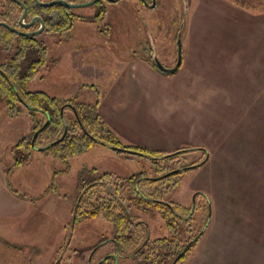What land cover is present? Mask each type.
<instances>
[{
	"label": "rangeland",
	"instance_id": "374dc122",
	"mask_svg": "<svg viewBox=\"0 0 264 264\" xmlns=\"http://www.w3.org/2000/svg\"><path fill=\"white\" fill-rule=\"evenodd\" d=\"M103 5L106 12L102 20L92 21L89 16L98 5L73 8L86 18L76 19L68 31L44 36L46 65L28 89L43 90L60 99L93 102L95 88L108 106L117 99L134 102L135 96L127 92L142 85L127 68L119 71L117 60L147 58L141 47L152 33L158 46H166V64L174 66L184 7L182 40L203 45L198 50L207 55L208 62L202 74L205 87L213 92L197 96L196 83L189 82L193 94L180 97L171 113V135L180 131L181 140L173 141L181 144L156 146H201L208 157L183 174L179 186L166 197L190 206L196 192L207 196L209 211L200 243L215 252L214 260L220 264H264V0H157L151 9L137 0ZM84 46L97 47L84 52ZM135 120L145 123L138 115ZM31 127L32 117L26 108L11 116L0 102V264H95L112 252L113 229L101 216L83 219L71 229L79 171L96 167L120 176L141 170L152 174L150 161L140 155L126 157L96 143L95 149L71 158L69 170L60 173L64 163L32 149L28 164L9 171L14 192L6 182V171L14 161L10 148ZM123 136L118 132L126 145L130 142L125 140L133 139ZM200 156L199 151L190 153L175 164L188 165ZM197 205L189 233L196 232L205 219L203 196L197 197ZM131 211L145 221L152 238L168 235L159 215L151 218L139 209ZM117 264L134 262L119 257Z\"/></svg>",
	"mask_w": 264,
	"mask_h": 264
},
{
	"label": "trees",
	"instance_id": "16d2710c",
	"mask_svg": "<svg viewBox=\"0 0 264 264\" xmlns=\"http://www.w3.org/2000/svg\"><path fill=\"white\" fill-rule=\"evenodd\" d=\"M67 1L79 3L88 0ZM19 2L27 8L26 22L34 16H40L45 27L39 34L24 35L0 24V102L5 103L6 111L11 116L18 115L24 107L32 117V127L28 134L10 148L14 161L6 171L9 188L15 192L10 186L9 171L31 161L29 151L36 150L31 144L32 136L46 122L34 140L35 147H44L59 140L66 127L61 140L42 150L64 163L65 168L60 173L69 170V160L72 157L88 151L96 143L128 149L131 152L117 151L125 153L126 157H146L153 173L141 170L128 176H120L95 167L81 169L75 184L70 227L72 229L81 220L97 216L112 225L111 240L114 248L95 264H117L119 257L130 258L134 264L181 263L196 247L206 223L209 200L205 194L196 192L194 202L185 206L166 196L179 185L183 174L204 163L208 157L206 149L201 146H180L166 151L123 144L102 120L98 111L99 93L95 88L94 102L76 101L74 98L60 99L43 90L28 89L29 82L46 65L48 49L44 36L68 31L76 19H85L86 16L75 14L72 8L61 3L41 6L35 0H0V21L23 32L37 29L39 23L30 27L19 25L18 20L23 12V6ZM96 18L97 15L90 17L92 21ZM70 37L66 36L68 39ZM65 112H69L71 116H67ZM36 114L40 118H35ZM197 151L201 153L198 160L188 165L175 164L179 157ZM166 162L174 165L165 166ZM198 196H203L206 200V215L196 232L189 233L194 221V211L199 208ZM132 208L143 211L151 218L159 215L168 235L152 238L148 225L132 215Z\"/></svg>",
	"mask_w": 264,
	"mask_h": 264
},
{
	"label": "crops",
	"instance_id": "0c3cea01",
	"mask_svg": "<svg viewBox=\"0 0 264 264\" xmlns=\"http://www.w3.org/2000/svg\"><path fill=\"white\" fill-rule=\"evenodd\" d=\"M97 32L98 30H96V33ZM200 46L203 45H199L194 41L183 42L182 40L181 64L178 71L174 74H164L159 72L153 66L151 61L143 56L117 60L116 67L118 70L123 71L127 68V71L134 74L137 84L139 83L142 85L137 91L132 90L133 92H127L129 95L135 96L133 97L136 98L134 102L130 101V99L126 101L123 100V102L117 99L114 102L115 104L108 106L99 93V114L102 120L117 137L118 132L119 134L121 132L124 135L123 138H133L132 140H125L127 143L130 142L127 145H138L150 149L170 151L180 147L166 148L156 145L172 143L181 144L179 141H173L181 140L179 138L180 131L177 130L175 136L171 135V113L174 111L172 106L181 101L180 97L193 94L188 88L189 82L196 83L195 89L197 93L195 95L202 97L212 95L213 91H210L205 87L204 83V64H207L206 62L208 61L206 59L207 55H203L201 51L198 50L201 49ZM96 47L97 46H84L82 48H84V52H88L89 48ZM87 65L92 66L96 64L89 63ZM200 83L204 84L201 85ZM174 84L176 87H172ZM137 98H140V103H138ZM108 107H111L112 109H109ZM122 113H124V116H121ZM134 114L138 115L139 118L143 117L145 123L143 125L138 124L137 120H135L136 115ZM95 145L96 144H94L89 150L95 149V147H97ZM217 255L220 257L222 253L217 252ZM214 256H216V254L210 248L201 246L199 238L193 252L179 264H220V261L213 259Z\"/></svg>",
	"mask_w": 264,
	"mask_h": 264
},
{
	"label": "water",
	"instance_id": "95a60500",
	"mask_svg": "<svg viewBox=\"0 0 264 264\" xmlns=\"http://www.w3.org/2000/svg\"><path fill=\"white\" fill-rule=\"evenodd\" d=\"M18 1V0H16ZM37 4L41 5V6H52L53 4H56V3H61V4H64L65 6L69 7V8H79V7H85V6H89V5H93L95 4L98 0H89V1H86V2H80V3H72V2H68L67 0H51V1H47V2H42L40 0H35ZM109 1H113V0H109ZM154 2L155 0H153V5H154ZM20 3V2H19ZM22 6H23V12L22 14L20 15L19 17V25L21 26H24V27H30L32 26L34 23H39V27L35 30H32V31H28V32H23V31H20L4 22H1L0 21V24L5 26L6 28H8L9 30L13 31V32H16L18 34H24V35H36V34H39L40 32H42V30L44 29V22L43 20L41 19L40 16H34L29 22H26L25 21V16H26V13H27V8L22 4L20 3ZM184 10L185 8L183 7V10H182V16H181V22H180V29H179V32H178V35H177V39H176V51H177V59H176V63L174 64V66L172 67H166L164 66L158 59L154 58L153 59V65L156 67V69L161 72V73H164V74H174L177 72V70L179 69V66L181 64V45H182V30H183V27H184V23H185V14H184ZM47 124V122L42 126L40 127L38 130H36L32 136V140H31V144L32 146L38 150V151H42V150H45L47 149L48 147L52 146L53 144L57 143L59 140H61L65 133H66V127L64 129V133L62 135V137L59 139V140H56L54 142H51L50 144L44 146V147H35L34 145V140L38 134V132L45 127V125ZM107 147H110V148H113L115 150H123V151H130L128 149H125V148H122V147H117V146H111V145H105ZM131 152V151H130Z\"/></svg>",
	"mask_w": 264,
	"mask_h": 264
},
{
	"label": "flooded vegetation",
	"instance_id": "af4514ba",
	"mask_svg": "<svg viewBox=\"0 0 264 264\" xmlns=\"http://www.w3.org/2000/svg\"><path fill=\"white\" fill-rule=\"evenodd\" d=\"M51 1V0H50ZM89 1V0H88ZM118 0H113V1H107V0H98L94 5H98V8L96 9V11L89 15L91 17H93L94 15H97V18L94 20H102L106 9L105 6L103 5V2H112V3H116ZM139 1V3H141L143 6L147 7V8H154L157 5V0H155L154 5L153 0H137ZM72 3H77V2H72ZM80 3V2H79ZM73 10V8H72ZM74 12V11H73ZM75 13V12H74ZM76 14V13H75ZM44 22V21H43ZM44 27H45V23H44ZM97 30L99 31L100 29L97 28ZM43 31V30H42ZM61 32H57L55 34H59ZM165 34V33H163ZM149 38L150 40L147 41L145 45H142L141 50L147 55V59H149V61H151V63L153 64V59L156 58L158 59L164 66L166 67H172V66H168L166 64V58L168 57V52H166V46L162 45V46H158L157 42H156V38L155 35H153L152 33H149ZM176 48V47H175ZM123 50V49H122ZM122 56H125L124 54H122ZM126 57V56H125ZM131 58V57H130ZM129 59V58H126ZM176 59H177V51H176V58H175V62L176 63ZM124 60V59H123ZM154 66V65H153ZM155 67V66H154ZM156 68V67H155Z\"/></svg>",
	"mask_w": 264,
	"mask_h": 264
}]
</instances>
